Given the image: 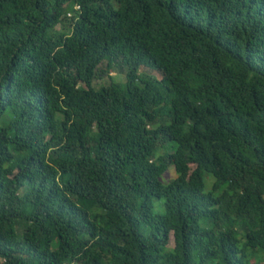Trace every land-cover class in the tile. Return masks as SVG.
<instances>
[{
	"label": "trees",
	"instance_id": "obj_1",
	"mask_svg": "<svg viewBox=\"0 0 264 264\" xmlns=\"http://www.w3.org/2000/svg\"><path fill=\"white\" fill-rule=\"evenodd\" d=\"M262 262L264 0H0V264Z\"/></svg>",
	"mask_w": 264,
	"mask_h": 264
},
{
	"label": "rangeland",
	"instance_id": "obj_2",
	"mask_svg": "<svg viewBox=\"0 0 264 264\" xmlns=\"http://www.w3.org/2000/svg\"><path fill=\"white\" fill-rule=\"evenodd\" d=\"M57 30H62V26L59 25V26L57 27ZM143 71H144V70H143ZM151 73H153V72H151ZM111 74H112V76H113V78H114L115 81H124V80H125V76H124V74L121 73V72H119L118 70H115V71L112 72ZM156 76H157V75H156ZM105 82H106V83L108 82V78H107V77H104L103 80H99L98 82L94 83V85H95L96 87H98L101 83H105ZM174 175H175V174H174L173 169L170 168L169 171H168V173H167L168 179H169V178H173ZM161 180L164 181V178H161ZM169 245H170V247L173 246V239L170 240ZM261 264H264V262H262Z\"/></svg>",
	"mask_w": 264,
	"mask_h": 264
}]
</instances>
